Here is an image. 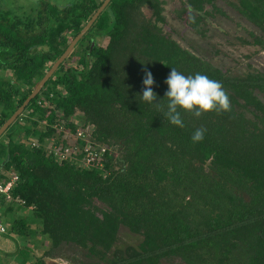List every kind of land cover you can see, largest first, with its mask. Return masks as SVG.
Here are the masks:
<instances>
[{"label":"trees","instance_id":"obj_1","mask_svg":"<svg viewBox=\"0 0 264 264\" xmlns=\"http://www.w3.org/2000/svg\"><path fill=\"white\" fill-rule=\"evenodd\" d=\"M102 1L38 0L21 12L0 3V125ZM215 1L182 0L179 15L201 33L205 14L223 12ZM163 2L109 0L0 135V178L18 175L12 198L2 201L0 234L21 237L19 264H48L32 250L65 246L82 250L86 264H160L168 256L264 264V72L232 74L181 45L159 24ZM227 2L264 33V0ZM172 68L219 81L231 111L196 117L178 109L184 126L171 124L164 113ZM145 69L153 103L141 98ZM78 127L108 147L102 165L81 164L82 148L62 159L50 149L71 144ZM201 128L204 139L193 143Z\"/></svg>","mask_w":264,"mask_h":264},{"label":"rangeland","instance_id":"obj_2","mask_svg":"<svg viewBox=\"0 0 264 264\" xmlns=\"http://www.w3.org/2000/svg\"><path fill=\"white\" fill-rule=\"evenodd\" d=\"M52 1L58 5H63L70 0ZM37 2L38 0H0L3 7H11L17 12L28 9L30 5H35ZM215 2L223 12L205 14L201 25L202 32L200 33L181 19L179 11L182 0H164L162 13L165 18L163 22H159L162 31L181 45L205 57L229 73L237 74L249 68L264 72V46L252 42L253 36L250 33L251 31L253 34L264 37L262 29L227 0H216ZM205 8L211 9V5L206 4ZM143 11L146 16L151 13L148 8H144ZM184 15L186 16L187 12ZM106 41V37L100 40L102 44ZM5 73H9V71L7 70ZM259 96L264 99L262 93H259ZM96 202L99 206L104 205L99 200ZM23 210V207L19 206L17 211L19 213ZM13 215L14 212L12 211L7 213L10 219ZM20 238L18 236L15 240L5 234H0V262L19 264L21 257L16 254V251L20 245L17 244ZM43 251V248H35L32 250V258L36 255H42L48 264H86L88 259L82 250L72 246H65L59 252L44 253ZM160 264H185V262L179 256H168L162 257Z\"/></svg>","mask_w":264,"mask_h":264},{"label":"clouds","instance_id":"obj_3","mask_svg":"<svg viewBox=\"0 0 264 264\" xmlns=\"http://www.w3.org/2000/svg\"><path fill=\"white\" fill-rule=\"evenodd\" d=\"M154 78L150 71L145 69L143 79L144 90L142 100L148 103L156 101V93L153 91ZM168 90L165 96L168 98L167 112L164 113L167 120L176 126L183 127L181 109L196 117L215 111L218 115L231 111V103L228 95L219 81L209 79L208 76L197 73L195 76H185L172 68L165 80ZM160 110L159 103L156 104ZM206 129H197L192 135L193 143L204 139Z\"/></svg>","mask_w":264,"mask_h":264},{"label":"built area","instance_id":"obj_4","mask_svg":"<svg viewBox=\"0 0 264 264\" xmlns=\"http://www.w3.org/2000/svg\"><path fill=\"white\" fill-rule=\"evenodd\" d=\"M84 128L78 127L77 131L73 134L74 137L70 139L71 144H61V145H53L51 146V150L60 158H65L68 154H70L73 151L81 150L79 148H82L84 150V155L81 158V164L88 166L91 163H94L95 165H102L103 164V156L104 151L108 148L105 145H98L96 146L91 143L90 136L88 133L84 134ZM66 134V132H65ZM64 134V135H65ZM83 138L86 140V143L82 146L79 145V143L76 141V138ZM32 145H37V141L33 140ZM8 177L7 178H0V213H1V205L2 201H8L12 198L11 195V188L16 183L18 179V175L13 171L7 172ZM5 229V224L0 219V230Z\"/></svg>","mask_w":264,"mask_h":264},{"label":"water","instance_id":"obj_5","mask_svg":"<svg viewBox=\"0 0 264 264\" xmlns=\"http://www.w3.org/2000/svg\"><path fill=\"white\" fill-rule=\"evenodd\" d=\"M109 0H103L100 5L97 7V9L94 11V13L91 15V17L88 19V21L85 23V25L81 28V30L72 38L68 46L65 48V50L61 53V55L51 64L49 69L44 73V75L40 78V80L37 82V84L34 86L32 91L25 97V99L22 101V103L9 115V117L0 125V135L5 131V129L15 120V118L22 112V110L25 108V106L29 103L31 98H33L42 88L44 82L46 79L53 73V71L56 69V67L59 65V63L68 55L72 47L75 45L79 37L83 35V33L90 27V25L93 23L95 18L99 15V13L102 11V9L105 7V5L108 3Z\"/></svg>","mask_w":264,"mask_h":264}]
</instances>
